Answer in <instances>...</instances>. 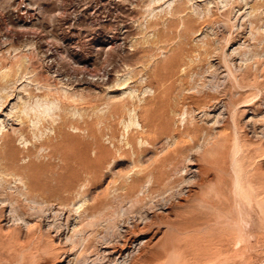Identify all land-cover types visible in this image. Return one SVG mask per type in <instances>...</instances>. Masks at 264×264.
I'll return each instance as SVG.
<instances>
[{"label":"rangeland","instance_id":"374dc122","mask_svg":"<svg viewBox=\"0 0 264 264\" xmlns=\"http://www.w3.org/2000/svg\"><path fill=\"white\" fill-rule=\"evenodd\" d=\"M0 264H264V0H0Z\"/></svg>","mask_w":264,"mask_h":264},{"label":"bare ground","instance_id":"6f19581e","mask_svg":"<svg viewBox=\"0 0 264 264\" xmlns=\"http://www.w3.org/2000/svg\"><path fill=\"white\" fill-rule=\"evenodd\" d=\"M25 1V0H24ZM22 4H24L25 5V3H22ZM20 5V4H19ZM26 6V5H25ZM20 6H18V8H19ZM22 8H24V7H22ZM26 9V8H25ZM24 9V10H25ZM21 10V9H20ZM17 11V10H16ZM19 11V10H18ZM26 11V10H25ZM21 12V11H20ZM24 13V12H23ZM28 14V13H27ZM31 15V14H30ZM22 28V27H21ZM165 76V75H164ZM123 84V83H122ZM163 97V96H162ZM44 112V111H43ZM132 228V227H131ZM164 239V238H163ZM162 242V241H161ZM141 243V242H140ZM138 246V245H137ZM161 246V245H160ZM153 249V248H152ZM146 252V251H145ZM152 252V251H151ZM163 252V251H162ZM154 253V252H153ZM149 254V253H148ZM108 255V254H107ZM154 255V254H153ZM158 259V258H157ZM143 260H144V258H143ZM137 262V261H136Z\"/></svg>","mask_w":264,"mask_h":264}]
</instances>
